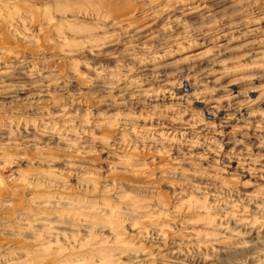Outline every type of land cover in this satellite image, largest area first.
<instances>
[{"label": "rangeland", "instance_id": "374dc122", "mask_svg": "<svg viewBox=\"0 0 264 264\" xmlns=\"http://www.w3.org/2000/svg\"><path fill=\"white\" fill-rule=\"evenodd\" d=\"M0 264H264V0H0Z\"/></svg>", "mask_w": 264, "mask_h": 264}]
</instances>
